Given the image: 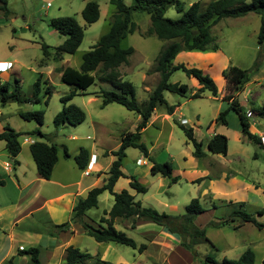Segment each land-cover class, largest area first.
<instances>
[{
	"label": "rangeland",
	"instance_id": "1",
	"mask_svg": "<svg viewBox=\"0 0 264 264\" xmlns=\"http://www.w3.org/2000/svg\"><path fill=\"white\" fill-rule=\"evenodd\" d=\"M86 1L89 0H6L8 14L5 16L0 10V59L11 60L13 67L6 70V75H0V81H8L10 90H15L22 97H30L33 85L38 76H41L38 102L0 104V130L5 125H9L17 131L24 132L23 135L27 138L44 140L45 138L37 134L26 133L38 125L34 120H25L20 116V113L24 111L43 110V123L39 128L50 143L57 145L59 156H62L63 145L70 154L77 151V147H84L86 150L97 153L96 159L103 167L112 158L109 152L118 147L120 134L135 131L140 117L117 103L100 106L101 98L89 93H97L100 88L109 89L111 85L97 78L98 73L94 72L95 83L86 89V93L75 94L70 101L84 110V121L75 126L65 124L58 129L53 125V117L62 107L60 97L74 89L72 85L61 81L60 69L70 66L78 70L82 54L108 30L111 14L114 12V6L108 0H92L98 3L100 14L97 21L86 24L80 15ZM180 1L185 10L195 1H199L201 6H204L210 0ZM131 2L132 0H125L127 5ZM59 16L74 17L83 27V39L74 54H63L62 60L59 61L49 57L44 60L43 65H40V59L43 57L41 44H47L52 51L62 40V37L48 24L50 18ZM164 16L177 19L180 14L173 6H168ZM132 19L137 24V29L127 34L122 39L121 45L132 46L134 51L128 57V62L119 67V72L123 80L132 83L135 98L138 103H141L147 99L149 92L158 82L159 76L152 68L158 53L170 41L158 39L153 34H141L149 26L148 14L133 12ZM258 29L259 16L255 13H248L237 18H223L211 27L212 36L219 50H215L217 58L211 60V67L204 73H207L217 86L215 96L208 90H204L198 97H191L190 92L198 88L197 81L193 77H188L182 70L171 73L169 81L184 83L188 86V90L185 94L169 91L163 93L169 104L178 106L174 114L170 115H165L164 110L157 107L152 113V119L150 118L146 127L141 130L140 141L147 147L151 158L172 163L173 174L178 176V180L170 183L167 177L151 174L150 162L138 149L128 147L125 149L121 170L126 176L133 175L146 187L147 191L135 193L128 187L126 177H120L113 188L115 192L126 189L134 194L135 200L143 206H150L159 212L173 215L184 213L185 205L192 198H198L204 211L195 218L194 225L205 229V236L213 245L202 238L183 237L182 241L189 243L191 249L185 248L179 236L170 234L153 222L134 218L116 219L114 226L124 231L138 245L145 244L141 252L111 241L97 242L85 234L77 222H72L70 231L60 233V229L58 230L55 225L71 222L72 215L71 209L66 208V200H63L62 203L48 205L46 209H50L48 210L50 214L44 209L35 213L32 218L22 219L17 224L18 228L12 230L16 232L15 247L23 245L28 248L39 245L41 247L40 264H64V248L67 243V245H76L81 251L94 256L83 264H93L96 258L113 264H202L207 254L216 261V264H221L222 258H237L246 249L254 252V264H262L264 227L258 229L252 223L245 222L237 229H233L232 225L239 223L236 217L234 221L223 227L214 228L209 225L210 220L227 216L234 207H238L229 203L237 204L240 201L243 202V210L264 224V213L256 214L258 209L264 208V148L243 138L238 116L232 110L227 111L226 125L211 123L219 111L228 107V103L222 99L227 91L224 89L225 79L221 71L229 65L242 69L252 68L256 62L258 68L250 71L249 80L243 85L238 98L250 118V131L263 135L264 142V115L261 116L254 111L264 107V41L258 43ZM194 52L204 53L207 50L204 52L180 50L171 60L170 65L183 63L188 67H199L197 60L194 59L196 57ZM221 53L225 58H222V55L218 58ZM47 86L51 87V95L45 103ZM89 97L93 100L85 104V100ZM182 117L185 119L182 123L192 127L195 139L202 143V149L205 152L202 158L192 156L193 145L177 124L178 121L181 122ZM213 133H221L227 137L226 155L211 153L207 150V141ZM22 139L23 136L19 139L21 142L19 156L27 162L25 168L29 175L30 171L33 172L36 169L28 144L22 142ZM105 151L108 152L106 156L103 155ZM141 159H144L143 163L140 162ZM67 160L69 164H74L72 157ZM1 161H11L4 149L3 141H0V163ZM12 166L14 167L15 164L13 163ZM96 167L92 169L90 175H83V186L89 184L97 172H99L98 175L102 173L103 168H99L98 164ZM193 168L196 173L191 179L204 178L202 181H191L184 172H192ZM73 170L74 175L82 172L74 166ZM5 172L0 167V175ZM204 172L206 174H203ZM57 173L61 172L57 171ZM33 187L32 193L24 195L17 189L16 192L12 185L6 183L4 189L0 188V203L17 201L19 195L22 211L31 204L37 206L39 205L38 194L37 196L34 194L38 188L41 193L42 185L39 187L38 183H35ZM42 193L51 195L50 185H44ZM112 202V195L107 191L102 192L98 196L97 207L86 211L85 220L89 221L88 219L91 218L98 222L100 216L110 209ZM10 215V212H7L4 217L6 220L0 221V246L3 247L6 246L4 243L6 239L4 242L3 239L9 226L7 222ZM26 228L38 230V233L36 231L35 233L31 231V234L22 233V230ZM41 234L47 237L45 240L41 238L39 243L37 235L41 236ZM17 249L0 264H14L13 258L16 255L15 264H29L28 257L18 255ZM208 263L212 264L209 261Z\"/></svg>",
	"mask_w": 264,
	"mask_h": 264
},
{
	"label": "trees",
	"instance_id": "2",
	"mask_svg": "<svg viewBox=\"0 0 264 264\" xmlns=\"http://www.w3.org/2000/svg\"><path fill=\"white\" fill-rule=\"evenodd\" d=\"M114 6V12L111 14V20L108 30L100 35L97 42L81 56V63L78 70L66 66L61 71V80L74 87L73 90L60 97L62 103L61 109L53 117V125L56 129L64 124L77 125L84 121L85 112L76 104L70 102L76 94L77 89L85 90L97 78L107 82L111 88H100L96 93L101 98V107L109 103H117L125 109L136 113L140 119L136 124L135 131H126L120 134L119 145L116 149L109 153L113 156L106 177L98 186L91 187L84 197L77 198L71 212V222H77L81 225L83 231L97 242H115L120 245L137 249L141 252L145 248V244H137L134 239L127 236L120 229L115 228V219H130L141 221H150L158 226L163 227L170 234L180 237L182 245L190 248L189 243L182 241L183 237L202 238L209 242L205 236V229L198 228L194 225L195 218L202 213L199 199L192 198L184 207L182 214H168L159 212L153 207L143 206L139 201L134 199V195L126 189L119 192L113 191L115 182L120 177L128 178V186L135 193H145L146 187L140 183L133 175L126 176L122 170V159L125 157V149L128 147L138 149L150 162L149 170L151 174H159L167 177L170 183H175L178 176L173 174V166L170 161H156L149 156V152L145 144L140 141L141 130L150 121L153 111L157 107H161L166 114H172L178 105L169 104L164 98L163 93L169 91L171 93L185 94L188 86L184 83L170 82L169 77L175 70H182L188 77H193L198 84V88L191 93V97H198L204 90L211 92L213 96L217 94V86L213 79L197 67H187L183 63L170 65V62L180 50L200 51L217 49V44L212 36L211 27L223 18L242 17L248 13H255L259 16V29L257 34L258 43L264 41V0H210L204 6L199 1L191 3L185 10L180 0H132L131 4H125V0H108ZM168 6H173L176 12L180 14L177 19H169L164 16V12ZM0 10L6 16L8 9L6 0H0ZM133 12H144L149 16V26L142 35H155L158 39L169 40L158 53L152 70L159 76L158 82L148 97L141 103L135 98V90L131 82L123 80L119 72V67L128 62V57L133 53L132 46H122L121 41L127 34L133 33L137 29V24L132 19ZM99 5L96 1H86L80 11V15L86 24L94 23L99 18ZM48 24L53 28L59 36L62 37L61 42L50 51L49 46L45 43L41 44L43 57L40 59V65H43L45 59L51 57L54 61L62 59L63 54H74L81 43L84 31L83 27L72 16H59L49 19ZM258 65L255 62L252 68L242 69L235 65H229L221 71L225 79L226 93L222 99L228 103V107L219 111L218 115L212 122L226 125V114L228 110L236 113L239 119V128L243 138L247 141L257 144L264 148V142L261 135L250 131V118L246 109L240 104L238 94L241 92L243 85L249 80L251 70H257ZM41 76V75H40ZM33 85L31 96L22 97L15 90H10L8 81H0V104L7 102H38L39 97V79ZM46 98L48 102L51 95V87L45 88ZM259 115H264V107L255 109ZM43 110L24 111L20 116L25 120H34L38 126L32 129L29 134H37L41 138L46 135L41 132L39 126L43 123ZM177 122V121H176ZM183 130L187 139L193 145L192 156L202 158L205 152L202 149L201 141H197L194 137L192 127L185 126L183 123L177 122ZM24 132L16 131L9 125H5L0 131V141L4 142V149L7 156L17 164L16 156L20 152V137L24 136ZM207 150L211 153L226 155L228 149V139L221 133H213L207 141ZM57 145L45 140H35L29 144V151L34 161L37 174L49 179L54 163L57 159ZM63 153L68 156L66 147L63 145ZM104 155H108L105 151ZM74 160L78 168L85 169L88 161V151L81 147L74 156ZM202 178L196 179L200 181ZM195 181V180H194ZM0 179V185L3 184ZM108 191L113 202L108 211H105L99 218L98 222L89 218L85 220L86 211L95 208L98 205V196ZM236 203V202H235ZM227 216L220 217L217 220H210L209 225L214 228L223 227L236 219L239 223L232 225L233 229H237L245 222L252 223L256 228L261 229L264 224L258 222L252 214L242 209L243 202ZM264 208L256 211L257 215H263ZM107 215V216H105ZM69 222L55 225L58 230L66 231ZM134 227V226H132ZM213 245L212 243H210ZM64 264H83L86 260L92 259L94 256L86 251H81L76 245L69 244L65 247ZM40 246H30L28 248L17 249L18 255H26L29 264H40L39 260ZM255 255L251 249H246L237 258L224 257L221 264H254ZM216 264V261L207 254L202 264ZM93 264H113L110 261L96 258ZM264 264V258L262 259Z\"/></svg>",
	"mask_w": 264,
	"mask_h": 264
},
{
	"label": "crops",
	"instance_id": "3",
	"mask_svg": "<svg viewBox=\"0 0 264 264\" xmlns=\"http://www.w3.org/2000/svg\"><path fill=\"white\" fill-rule=\"evenodd\" d=\"M215 50L217 51L219 49L217 48ZM215 50H211V51L207 50V52H204V53L194 52V55L196 56V57H194V59L197 60V64L199 66L197 68H200V69H202L203 72H206V70L209 67H211V64H212L211 60L217 58L216 55H215L216 54ZM221 55H222V53L218 56V58H220ZM62 58H63V56H62ZM222 58H225V57L222 55ZM224 62H226V61L224 60ZM1 63H3V64H1ZM190 64H192V63H190ZM4 67H5V70H3ZM12 67H13V64H12L11 60H9V59H0V69H1L0 70V75L1 74L2 75H6L5 74L6 70H8V69H10ZM189 67H192V66H189ZM60 79H61V71H60ZM63 83H65V82H63ZM94 83H95V80H94V82L92 84H94ZM86 89L85 90L77 89L76 94L86 93ZM193 92H194V89L190 92V94L193 93ZM89 94H94L95 97H99L96 93H89ZM92 100H93L92 97L87 98L85 100V104L90 103ZM240 104H241V101H240ZM176 108H175V110H176ZM175 110H174V112H175ZM174 112L172 114H174ZM165 115H170V114H166L165 113ZM27 139L30 140V142H24V143L28 144V150H29V144L31 142L35 141V140H33L31 138H27ZM38 140H42V139H38ZM44 140L49 142L48 138H45ZM77 148H78L77 151H74V153H72V154H70L67 151L68 154H69L68 156H65L64 153H62V156H59L58 149H57V159H56V162L53 165L52 172H51V175H50L49 179H44V178L40 177L37 174L36 170L33 171V172L30 171L29 175H27L26 168H25V165H27V162L23 161L20 158V156H19L20 152L16 156V160L18 161V163L15 164V166L12 169V171L9 172V173L5 172L3 175H0V179H2L4 181L3 184L0 185L1 189L6 185V183L12 185L13 190H15L16 192L18 190L19 192H21V194H24V195L32 193V191L34 189L33 185L35 183H38L39 187H41V185H42V191L44 190V185H50V189H51V193H50L51 195H46L45 193H42V191H41V193H39V188H38V191L34 194V196H37V194H38L37 200L39 202V205H37V206L34 205L33 206L31 204L30 206H26V209L23 210V211L20 208L21 199L19 200V195L17 196V201L14 200V201L9 202V203H7V202L0 203V221L1 220H6V219H4V217H6L5 215H6L7 212H10V214H11L9 216V220L7 222L9 224V226H8L7 231H6L5 238L3 239V242L6 239L5 242H4L6 244V246L5 247L0 246V263L4 262L8 256L13 255L12 252H14L15 249H17V248H19V249L20 248H25L23 245H18L17 247H15V245H14V236H15L16 232L12 231V230H14V228H18L17 224L19 222H21L22 219L32 218L35 213L41 212L42 210L46 209L49 204H53V203H58L59 204V203H62L63 200H66V202H65L66 208L68 207V208L72 209V207H73L74 203L76 202L77 198L84 197L86 192L91 187L98 186V185H100L102 183V180L106 177V171L105 170L108 169V166L110 165L111 161L113 160V156L111 155L112 158H110L109 161L107 162V164L105 166H103V167H102V165H100V163L96 159V161H95V163L93 165V168H95L96 165L98 164L99 168H103L102 173H100L98 175L97 173H99V172L96 171L97 172L96 176H94V178H92V181L89 184L83 186V183H84V181H83V179H84L83 178L84 177L83 176L84 175L83 174V170L78 168V166L76 165L75 160H74V156L78 153V151H79V149L81 147H77ZM20 151H21V149H20ZM91 155H95L96 158H97V153H95V151L88 150V156L90 157ZM103 155H104V153H103ZM69 157L73 158V161H74L73 163L74 164H69V162L67 160V159H69ZM140 162L143 163L144 159L143 160L141 159ZM73 166L77 170H80V171L82 170V172L78 173L77 175H74ZM149 167H150V164H149ZM59 169H60V171H59ZM96 169H98V168L96 167ZM55 171H56V173H55ZM57 171L61 172V173H57ZM191 171L192 172H189V171H184V172H186L187 176H189L188 178H190L191 181H194V179L192 180L191 177L194 176L196 172H194L195 171L194 168ZM197 174H199V173L197 172ZM203 174H206V172H204ZM203 179H201V181ZM127 180H128V178H127ZM116 183H117V181L115 182V184ZM115 184H114V186H115ZM2 192H3V190H2ZM134 199H135V195H134ZM10 206L12 208H9ZM46 210H47V213L50 214V212L48 211L50 209L48 208ZM105 216H107V215H105ZM71 226H73V224H72V222H69V226L67 227L66 231H70L72 229ZM22 231H23L22 233H30L31 234V231L33 233H35L34 231H36V233H38V230H32V229H29V228L23 229ZM62 232H65V231H61L60 233H62ZM70 235H73V234L70 233ZM37 236H38V239L37 238L36 239H37V241L39 240V243L41 242L42 239L45 240V237H47V236L42 235V234H41V236H39V235H37ZM50 236L53 237L52 235H50ZM52 241H54V240H52ZM67 241H69V239H67ZM3 242H2V244H3ZM67 244H66V246H67ZM50 245H52V244H50ZM36 246H39V245H36ZM15 257L13 258L14 264L16 262L15 261Z\"/></svg>",
	"mask_w": 264,
	"mask_h": 264
},
{
	"label": "built area",
	"instance_id": "4",
	"mask_svg": "<svg viewBox=\"0 0 264 264\" xmlns=\"http://www.w3.org/2000/svg\"><path fill=\"white\" fill-rule=\"evenodd\" d=\"M1 64H3V63H1ZM0 70H1V69H0ZM3 70H5V67H4ZM180 121H181L180 123H182V121L185 122V119L182 118V119H180ZM184 122H183V123H184ZM262 136H263V135H262ZM22 140H23V142H30V140H28L26 137H24ZM11 161H12V160H11ZM11 161H1V163H0V167H1L4 171H6V172H8V173L11 172L12 169H13V166H12L13 163H11ZM95 161H96V156H95V155H91V156L89 157V161H88V164H87L86 168L83 169V174H84L85 176H87V175H89V174L91 173Z\"/></svg>",
	"mask_w": 264,
	"mask_h": 264
}]
</instances>
